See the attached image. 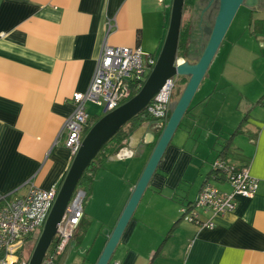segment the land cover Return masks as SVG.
<instances>
[{
	"label": "crops",
	"instance_id": "1",
	"mask_svg": "<svg viewBox=\"0 0 264 264\" xmlns=\"http://www.w3.org/2000/svg\"><path fill=\"white\" fill-rule=\"evenodd\" d=\"M244 6L246 32L259 38L258 52L240 37L221 70L207 72L202 84L212 90L193 98L179 126L188 134L185 146L170 148L171 141L108 264H264V88L244 95L251 80L240 67L244 52L264 67V0ZM169 8L166 0H0V193L21 197L31 183L47 190L64 179L72 156L61 132L75 111L74 93L90 87L105 44L140 46L158 58ZM86 109L91 119L103 116L100 105L88 102ZM246 114L227 159L249 168L258 192L239 197L233 212L204 215L213 228L184 221L182 209L195 202ZM159 124L149 122L148 132L156 136ZM154 148L142 140L132 156H110L96 171L82 219L88 228L77 229L58 264L98 263ZM111 194L115 205H99L96 199Z\"/></svg>",
	"mask_w": 264,
	"mask_h": 264
},
{
	"label": "built area",
	"instance_id": "2",
	"mask_svg": "<svg viewBox=\"0 0 264 264\" xmlns=\"http://www.w3.org/2000/svg\"><path fill=\"white\" fill-rule=\"evenodd\" d=\"M156 63L157 58L140 46L104 45L92 83L85 92L74 93L75 111L67 118L61 132V136L65 134V145L72 160L90 126L91 115L86 104L100 105L103 115L116 109L133 97L134 91L138 92L143 87L147 74ZM176 81V77L169 78L147 107L160 126L170 113ZM212 170L195 202L182 209L185 221L208 228H213L215 223L212 219H204V215L233 212L238 208L239 197H253L259 189V180L250 174L247 166L239 167L228 159L217 157L212 162ZM219 177L231 185V191H225L216 184ZM61 184L55 183L45 190L31 183L27 193L21 197L0 193V264H29L30 259L22 255V250L39 229L43 231ZM86 196V192L77 187L59 225L57 242L50 246L41 264H58L59 255L84 217Z\"/></svg>",
	"mask_w": 264,
	"mask_h": 264
},
{
	"label": "water",
	"instance_id": "3",
	"mask_svg": "<svg viewBox=\"0 0 264 264\" xmlns=\"http://www.w3.org/2000/svg\"><path fill=\"white\" fill-rule=\"evenodd\" d=\"M186 0H173L166 38L157 58V63L143 87L129 100L100 117L87 131L82 145L72 160L62 181L60 191L44 229L30 257L29 264H41L65 215L67 207L85 171L94 161L103 146L115 136L134 116L146 110L165 82L176 76H190L168 119L152 155L116 225L97 264H108L118 242L128 226L162 157L179 128L191 102L204 82L224 37L241 5L255 6L258 0H219L218 12L210 38L199 60L178 63V48ZM149 122L140 125L129 137L128 146L120 148L110 159L118 160L133 155L142 140L152 142L155 135L148 132Z\"/></svg>",
	"mask_w": 264,
	"mask_h": 264
},
{
	"label": "rangeland",
	"instance_id": "4",
	"mask_svg": "<svg viewBox=\"0 0 264 264\" xmlns=\"http://www.w3.org/2000/svg\"><path fill=\"white\" fill-rule=\"evenodd\" d=\"M166 2L169 4V7H170L168 10V23H167L168 25L166 29V33H167L173 0H166ZM211 4H212L211 0H197L195 1L193 5H190L189 3H187V5L184 7L182 29H183V32L187 34L186 39H187V44L189 43L188 45H189L190 51L188 52V55L190 56V59L188 60L183 57H180L178 58V63L189 62L191 64H194L201 57L204 51L203 49L205 48L210 38L211 31H212L214 21H215V17L218 12V9H214L212 11L209 9ZM192 19L194 20L193 30L191 27L193 23V22L191 23ZM247 25H248V10L247 8H245L244 5H242L239 8L234 20L232 21L224 37V40L220 46V49L218 53L216 54V57L208 71L209 74L217 73L218 70H221L223 63L228 62L229 53L232 47V42H234V40L240 37L244 38L241 40V42L244 43L245 48L246 47L253 48L256 52H258L259 46H260V40L259 38L249 37L248 32H246ZM204 41H205V44L203 45L204 46L203 47L202 43ZM239 57H241V53L237 52L235 55L236 60L234 61H237ZM250 60H251V56L249 55V53L244 52L243 57H242V64H240V67L246 70V72L248 73L247 75L250 76L249 78L251 80L250 83L244 85V95L246 94L245 92L260 91L262 88H264V76L262 75V73L264 72V67H262L258 63L259 61H250ZM234 61H229V62L235 63ZM236 64L238 63H235L234 66ZM185 76L187 78H184L183 76H180V75L176 76L177 78L176 89L173 93L172 101L178 100L179 97L181 96L190 78V76L188 75H185ZM244 77L247 78L246 75H244ZM186 79H187V82H185ZM220 87H221L220 90L227 88V91H228V87L222 88V84H220ZM207 90L208 91L212 90L211 86L205 83L202 84L197 94L194 97L195 102L197 101V99H199L202 96L203 93H206ZM209 108L210 106L206 107L205 109L206 114H209L207 113V110ZM161 128L162 126L160 125H156L155 127H153L154 133L157 132L158 129L160 130ZM187 139H188L187 131L186 129H184L183 126H181L175 133L172 143L170 145V148L175 147V145L184 147L187 142ZM188 146L190 147V142L188 143ZM90 196H91L90 194L86 196L84 207L85 206L88 207V198ZM115 196L116 195L111 194L109 198H107L106 196H103L102 199L101 197H99L96 200L98 201L99 205L103 204V206L107 209V206L105 205L107 204V202L110 203L109 208H111V205L113 206L117 203L118 198ZM41 233H42V230L39 229L33 238L28 239V242L24 250V257L26 259H30Z\"/></svg>",
	"mask_w": 264,
	"mask_h": 264
},
{
	"label": "trees",
	"instance_id": "5",
	"mask_svg": "<svg viewBox=\"0 0 264 264\" xmlns=\"http://www.w3.org/2000/svg\"><path fill=\"white\" fill-rule=\"evenodd\" d=\"M187 3H189L190 5H193L195 3V0H186L185 1V6L187 5ZM219 7V1H216L213 6H212V10L214 9H218ZM186 33L183 32V29H181V33H180V42H179V48H178V58L183 57L185 59H190V56L188 55L187 51H186V45H187V39H186ZM184 78H187L186 76H183ZM185 82H187V79L185 80ZM137 93V91H134L133 96ZM264 99V95L262 96V98L260 100ZM178 100H173L172 104H171V109H170V113L168 115V118L163 122L162 128L160 130H158V132L156 133L155 136V140L153 141V147L156 146V143L158 141V139L160 138L162 131L168 121V119L170 118V115L176 105ZM248 116L249 114H246L244 116V118L242 119L241 123L239 124V126L235 129V131L231 134V136L227 139L224 148L222 150V152L220 153L221 158L227 159V152L226 150L230 147L231 142H232V138L235 134L239 133V132H243L245 126H246V122L248 120ZM97 121V119H91L90 121V126L89 128L94 124V122ZM146 122H159L158 120H156L149 112L148 110H144L141 113L137 114L136 116H134L126 125H124L119 132L113 136L104 146L103 148L100 150V152L98 153V155L96 156V158L94 159V161L90 164V166L87 168V170L85 171L83 177L80 179L79 181V185L78 187L82 188L86 194L88 195V193L91 190L92 187V183H93V177L94 174L96 173L97 170H99V168L104 164V162L106 160L109 159V157L111 155H113L114 153H116L120 148H122L126 142L128 141L129 137L131 136V134L142 124L146 123ZM88 128V129H89ZM213 172V170H212ZM211 172V173H212ZM67 173V171H66ZM65 173V175H66ZM64 175V177H65ZM218 179L223 180L222 177H219ZM63 180V179H62ZM62 180L60 183H62ZM88 225L87 222L81 221L79 228H85ZM78 228V229H79ZM170 231L168 233V236L171 235ZM33 238V237H32ZM28 242V241H27ZM26 242V244H27ZM57 240H54V242L52 243L51 247L55 246ZM25 244V247H26ZM24 249L22 250L23 253L22 255L24 256Z\"/></svg>",
	"mask_w": 264,
	"mask_h": 264
},
{
	"label": "flooded vegetation",
	"instance_id": "6",
	"mask_svg": "<svg viewBox=\"0 0 264 264\" xmlns=\"http://www.w3.org/2000/svg\"><path fill=\"white\" fill-rule=\"evenodd\" d=\"M216 1H219V0H214V1L212 2L211 6H210V8H209L211 11H212V6H213V4H214ZM259 1H260V0H258V3L255 4V5H258V4H259ZM243 5H244V4H243ZM241 6H242V5H241ZM241 6H240V7H241ZM192 22L194 23V20H193V19L191 20V23H192ZM193 23H192V24H193ZM193 25H194V24H193ZM191 27L193 28L192 25H191ZM181 29H182V27H181ZM90 121H91V119H90ZM89 125H90V122H89ZM89 129H90V128H89ZM89 129H87V131H88ZM36 244H37V243H36Z\"/></svg>",
	"mask_w": 264,
	"mask_h": 264
}]
</instances>
